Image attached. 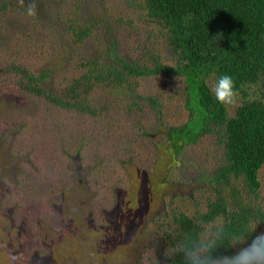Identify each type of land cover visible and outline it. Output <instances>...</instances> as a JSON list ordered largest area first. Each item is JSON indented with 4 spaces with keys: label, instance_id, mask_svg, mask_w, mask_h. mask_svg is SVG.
<instances>
[{
    "label": "rangeland",
    "instance_id": "1",
    "mask_svg": "<svg viewBox=\"0 0 264 264\" xmlns=\"http://www.w3.org/2000/svg\"><path fill=\"white\" fill-rule=\"evenodd\" d=\"M2 1L34 5L36 16L25 11L15 33L18 16L11 7L2 15L12 31L0 34V264H171L158 228L168 226L173 200L198 185L195 170L182 166L167 180L177 162L166 126L187 119L178 80L144 83L143 94L164 103L162 126L147 101L113 121L52 107L16 88L21 76L9 66L32 71L65 59L58 38L70 10L77 20L97 12L115 32L134 13L121 0ZM134 28L121 50L135 57L150 33ZM155 39L140 46L156 47ZM93 45L73 53L89 57Z\"/></svg>",
    "mask_w": 264,
    "mask_h": 264
},
{
    "label": "trees",
    "instance_id": "2",
    "mask_svg": "<svg viewBox=\"0 0 264 264\" xmlns=\"http://www.w3.org/2000/svg\"><path fill=\"white\" fill-rule=\"evenodd\" d=\"M121 1L134 15L119 19V32L106 27L97 12L77 20L70 10L61 26L65 33L58 38L64 51L57 57L63 53L65 59L51 67L42 60L32 71L11 64L9 70L21 76L16 88L52 107L113 121L124 113L144 111L141 101H147L159 126L164 103L144 95V83L178 80L176 96L184 103L187 119L166 126V144L177 162L167 180L182 166L195 170L192 182L198 185L185 198L173 200L168 226H159L158 233L173 250L171 264H183L177 243L199 227L198 220H219L238 230L248 217L264 214V0ZM9 7L18 16L13 29L21 32L16 25L26 8L2 1L0 34L2 26L12 31L11 23L2 24ZM134 27L150 33L143 42L154 43L156 37L160 44L142 48L138 41L144 51L127 56L121 43L135 38ZM91 41L89 57L73 53ZM223 73L236 84L233 106L220 105L211 91ZM258 231H264V224ZM235 251L227 246L218 250Z\"/></svg>",
    "mask_w": 264,
    "mask_h": 264
},
{
    "label": "clouds",
    "instance_id": "3",
    "mask_svg": "<svg viewBox=\"0 0 264 264\" xmlns=\"http://www.w3.org/2000/svg\"><path fill=\"white\" fill-rule=\"evenodd\" d=\"M26 14L36 16L35 6L27 8ZM214 99L220 105L233 106L237 99V89L230 74H220L212 87ZM214 223L213 227H208ZM199 227L177 243V250L183 264H264V231H258L264 224V214L248 217L238 230L229 229L223 222L197 221ZM222 246L235 248L232 254H219Z\"/></svg>",
    "mask_w": 264,
    "mask_h": 264
},
{
    "label": "flooded vegetation",
    "instance_id": "4",
    "mask_svg": "<svg viewBox=\"0 0 264 264\" xmlns=\"http://www.w3.org/2000/svg\"><path fill=\"white\" fill-rule=\"evenodd\" d=\"M162 241H164V240L162 239ZM164 246H166V249H167V245L164 244ZM162 249H163V248H162ZM158 253H160V252H158Z\"/></svg>",
    "mask_w": 264,
    "mask_h": 264
}]
</instances>
